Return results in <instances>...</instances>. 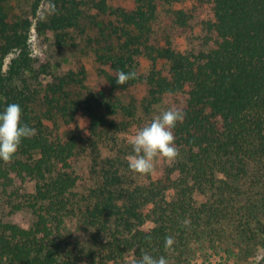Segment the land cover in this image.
Instances as JSON below:
<instances>
[{"label":"trees","instance_id":"obj_1","mask_svg":"<svg viewBox=\"0 0 264 264\" xmlns=\"http://www.w3.org/2000/svg\"><path fill=\"white\" fill-rule=\"evenodd\" d=\"M8 1L0 0V113L17 103L21 123L37 131L10 163L0 160L11 210L34 217L28 228L0 220V264H133L145 252L169 264H244L264 247V0H51L46 19L37 15L45 0H29L26 15L7 14ZM198 9L211 15L204 49L176 51L165 28L186 29ZM84 12L100 19L97 91L84 69L50 74L28 49L33 23L54 47L75 46ZM119 71L137 77L118 85ZM141 83L147 101L138 107L123 96ZM164 96L168 106L156 111ZM169 108L185 113L173 130L180 156L145 177L131 172L114 134ZM78 114L85 136L59 131Z\"/></svg>","mask_w":264,"mask_h":264},{"label":"rangeland","instance_id":"obj_2","mask_svg":"<svg viewBox=\"0 0 264 264\" xmlns=\"http://www.w3.org/2000/svg\"><path fill=\"white\" fill-rule=\"evenodd\" d=\"M51 0L42 2L38 9V18L46 19L49 16V3ZM113 3L125 4V0H113ZM29 0H9L4 9L9 15L11 14H25L29 11ZM85 13V12H84ZM211 15L207 10L198 9L192 16L186 29H169L165 28V32L169 34L173 47L176 51H186L193 49L195 51L204 49L203 38L206 32L203 23L210 20ZM100 19L95 16L93 12H86L83 17L79 30L75 33V46L72 47H54L51 42L50 36L37 35L35 31V24L29 30L28 49L32 57L36 60L38 65H45L48 73L56 75L67 72L69 70L76 71L77 69H84L86 76V85L92 91H97L99 88H105L102 79L99 75L100 65L95 62V54L101 45V36L95 25H99ZM163 27V26H162ZM160 27H155V32L159 36L163 31ZM10 56L6 59V62ZM149 69V64L145 59L139 62L138 73L143 78ZM124 99L133 101L136 106L142 107L147 101V92L144 84H138L130 91L124 94ZM170 98L168 96L162 97L160 106L156 107V111L162 110L168 106ZM140 111V110H139ZM87 128V121L85 118L78 114L74 121L59 127V131L71 133L74 136H85ZM136 129H129L128 133L117 132V149L123 158L132 153V148L125 149L128 144V136L134 134ZM124 150V152L122 151ZM78 172L82 181L87 180V171L89 165L87 161L82 160L78 163ZM145 177L146 175H140ZM83 184V183H82ZM264 204V199H261ZM264 217V214H262ZM0 220L16 224L22 228H28L34 217L29 210L22 209L12 211L9 206L5 195L0 191ZM70 234L75 235L79 239L84 238V234L77 229V226L70 223L68 226ZM244 264H264V247L257 245L254 253L249 257Z\"/></svg>","mask_w":264,"mask_h":264},{"label":"clouds","instance_id":"obj_3","mask_svg":"<svg viewBox=\"0 0 264 264\" xmlns=\"http://www.w3.org/2000/svg\"><path fill=\"white\" fill-rule=\"evenodd\" d=\"M136 77L135 71L127 73L119 71L116 83L123 85ZM21 117L22 109L17 103L7 105L3 113H0V160L5 163L12 161L23 139L36 135L37 130L22 124ZM184 119L183 111L169 108L128 136L127 142L132 148V153L126 157L129 170L135 174L148 175L154 172L158 161L168 163L176 161L180 156V150L175 144L173 130ZM173 244L174 238L166 236L165 250L171 249ZM133 264H169V261L164 256L155 258L145 252L139 260H134Z\"/></svg>","mask_w":264,"mask_h":264}]
</instances>
